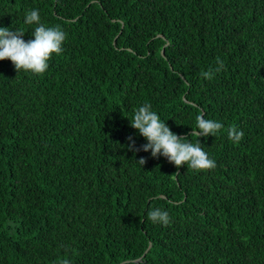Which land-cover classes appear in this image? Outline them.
Here are the masks:
<instances>
[{
    "label": "trees",
    "instance_id": "obj_1",
    "mask_svg": "<svg viewBox=\"0 0 264 264\" xmlns=\"http://www.w3.org/2000/svg\"><path fill=\"white\" fill-rule=\"evenodd\" d=\"M33 9L66 39L0 60V264H264V0H0V27L34 39ZM145 103L216 167L143 151Z\"/></svg>",
    "mask_w": 264,
    "mask_h": 264
},
{
    "label": "clouds",
    "instance_id": "obj_2",
    "mask_svg": "<svg viewBox=\"0 0 264 264\" xmlns=\"http://www.w3.org/2000/svg\"><path fill=\"white\" fill-rule=\"evenodd\" d=\"M41 17L37 10L33 9L26 14L25 24H37L32 35L34 39L25 41L23 39L24 32L20 29L16 31L10 30L7 27H0V60L10 59L16 69L31 71L33 73H44L48 67V61L53 53L60 54L62 52V44L66 39V34L59 26L46 27L40 23ZM218 64L221 68L223 62L218 59ZM217 68L216 71H219ZM203 75L211 78V72H204ZM131 120V125L139 130V133L148 141L142 147L143 151L151 150L153 157L163 155L170 162H174L176 166H181L187 163L192 169H213L216 163L210 159L208 154L202 150L199 143L193 145L186 141L187 138H181L178 134L173 133L167 123H163L160 117L151 110V105L145 103L135 111V115ZM223 125L214 120L205 119L203 116L196 117V127L192 135L207 137L209 135L216 136L223 129ZM199 129L200 131H195ZM229 140L234 143H239L244 133L237 128H230L227 132ZM129 144L126 145L129 151L139 152L141 149L136 147L135 140L129 136ZM142 166L145 164V158L138 161ZM176 174H179L178 172ZM149 218L156 222H162L168 225L170 216L167 211H162L157 208L148 213ZM63 264H69V261H63Z\"/></svg>",
    "mask_w": 264,
    "mask_h": 264
},
{
    "label": "water",
    "instance_id": "obj_3",
    "mask_svg": "<svg viewBox=\"0 0 264 264\" xmlns=\"http://www.w3.org/2000/svg\"><path fill=\"white\" fill-rule=\"evenodd\" d=\"M114 43H116V40L114 41Z\"/></svg>",
    "mask_w": 264,
    "mask_h": 264
}]
</instances>
